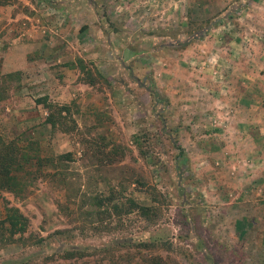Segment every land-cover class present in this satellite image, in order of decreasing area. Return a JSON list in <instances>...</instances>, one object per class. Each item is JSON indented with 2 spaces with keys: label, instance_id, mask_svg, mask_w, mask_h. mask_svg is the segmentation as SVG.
I'll list each match as a JSON object with an SVG mask.
<instances>
[{
  "label": "rangeland",
  "instance_id": "rangeland-1",
  "mask_svg": "<svg viewBox=\"0 0 264 264\" xmlns=\"http://www.w3.org/2000/svg\"><path fill=\"white\" fill-rule=\"evenodd\" d=\"M227 2L0 0V76L14 75L0 139L43 160L26 166L23 197L0 190V218L11 206L28 222L27 242L0 244V264H66L64 249L126 240L179 264H264L262 197L246 176L232 183L229 154L214 157L226 149L214 132V27L229 17L214 7ZM43 98L69 110L73 132L45 124ZM108 198L155 216L115 217Z\"/></svg>",
  "mask_w": 264,
  "mask_h": 264
},
{
  "label": "crops",
  "instance_id": "crops-1",
  "mask_svg": "<svg viewBox=\"0 0 264 264\" xmlns=\"http://www.w3.org/2000/svg\"><path fill=\"white\" fill-rule=\"evenodd\" d=\"M227 1L219 10L214 7V14L229 16L214 27V67L223 74L214 75V132L226 142V149L222 141L214 149V157L222 159L226 153L236 160L230 165L236 169L232 183L246 176L250 191L264 204V75H250L253 64L261 63L264 72V0ZM239 17L243 27L235 23ZM248 19H258L260 27Z\"/></svg>",
  "mask_w": 264,
  "mask_h": 264
},
{
  "label": "trees",
  "instance_id": "trees-1",
  "mask_svg": "<svg viewBox=\"0 0 264 264\" xmlns=\"http://www.w3.org/2000/svg\"><path fill=\"white\" fill-rule=\"evenodd\" d=\"M94 72L100 76L97 71ZM89 73L92 72L89 71ZM13 76L11 74L0 76V103L8 98ZM87 83L91 85L94 84V81L90 79ZM37 103L42 104L45 108L47 117L44 122L53 131L68 134L75 130L74 121L69 117V110L66 107L50 104L46 98L38 100ZM69 157L70 153H66L57 156L56 159L59 161L68 160ZM34 158L22 151L17 143L5 142L0 139V190L11 193L17 198L23 197L25 193V178L23 175L26 173V166L36 163L40 166V163L43 162L38 157ZM54 160L51 158V161ZM107 200L113 202L110 210L115 217L137 213L146 220H151L155 216L156 209L153 206L141 205L132 198L122 205L115 203L111 198ZM96 203L97 207L100 208L101 201L97 200ZM27 225V219L18 208L5 206L3 217L0 218V244L7 246L19 241L27 242L28 238H23V235L27 232ZM66 233L68 231L58 230L53 234L62 236ZM18 235L19 238H15ZM42 242L43 239H38L35 244ZM151 246L152 244L147 241H115L96 247L64 249L59 258L65 261L66 264H179L161 255L149 254L147 251L151 250ZM132 250H135V252H132Z\"/></svg>",
  "mask_w": 264,
  "mask_h": 264
}]
</instances>
